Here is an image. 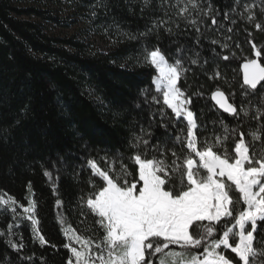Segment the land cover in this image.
<instances>
[{
  "label": "snow or ice",
  "instance_id": "6c2138e0",
  "mask_svg": "<svg viewBox=\"0 0 264 264\" xmlns=\"http://www.w3.org/2000/svg\"><path fill=\"white\" fill-rule=\"evenodd\" d=\"M152 2L142 0L141 11L150 8ZM258 6L264 14V0H245L243 4L235 0L230 10L224 11V22H220V12L213 8L211 0H159L163 16L152 19L144 31L125 32L113 21L118 36L140 41L135 62L156 70L152 80L155 94L142 90L143 104L152 109L161 104L162 98V105L172 115L161 106L149 112L147 124H139L138 131L133 122L127 142L130 155L117 151L110 156L105 150L100 156L103 166L95 157L76 166L58 157L52 162V170L44 169L43 175L57 195V222L67 241L63 246L71 254L67 264H264V149L257 151L255 147V142L264 143V93L258 100L255 97L258 86L264 89L261 50L249 32L256 58L246 59L241 65L238 104L235 92L226 94L217 86L210 93L213 109L233 118L235 123L229 126L222 117L201 120L191 106L193 97H203L205 93L197 89L189 94L180 85L181 80L187 81L192 66L203 70L209 59H202L196 47L173 41L178 46L170 60L159 43L149 46L148 42L153 35L159 41L161 29L169 36L177 35L183 21L197 34L194 44L199 47L207 31L205 20L210 18L218 37L208 42L218 45L221 51L211 49L213 68L204 74L210 81L226 79L216 60L229 61L236 53L231 51L232 36L225 35L232 33L233 27H225V22L235 25L236 15L249 24L255 21L256 30L264 31L254 10ZM96 7L107 5L96 0L90 12L93 19ZM225 50L229 54H223ZM249 120L256 121V126L245 132L242 126ZM157 127L163 129L161 135H156ZM246 136L250 139L246 140ZM126 160L135 167L130 168ZM70 167L74 168L70 175L77 184L81 183L84 168L90 171L89 190H81L73 208L93 218L95 230L101 232L98 239L64 227V201L59 198L58 187L60 172ZM97 179L101 183L97 184ZM27 187L34 196L31 182ZM26 200L27 204H21L11 195H0V211L11 214L7 231L0 230V237L15 252L24 248L18 229L25 220L31 224L33 240L41 246L48 244L39 228L37 201L28 197Z\"/></svg>",
  "mask_w": 264,
  "mask_h": 264
},
{
  "label": "trees",
  "instance_id": "16d2710c",
  "mask_svg": "<svg viewBox=\"0 0 264 264\" xmlns=\"http://www.w3.org/2000/svg\"><path fill=\"white\" fill-rule=\"evenodd\" d=\"M234 2L211 0L213 8L220 12L218 21L224 22L223 13L230 10ZM244 2L241 0V4ZM95 3L96 0H0V194L11 195L21 204H27L26 197L36 200L39 228L48 241L43 246L38 240L34 241L31 224L25 220L18 229L24 243L20 252L7 247L0 237L3 264H67L71 254L63 246L67 241L57 222L60 211L56 207L57 195L43 175L44 169L52 170V162L58 157H64L73 166L86 164L87 158L95 157L103 166L100 156L105 150L110 156L117 151L130 155L127 142L133 122L138 131L139 124H147L149 112L163 106L162 98L161 104L153 105L152 109L142 102V90L148 89L155 94L152 80L156 70L135 62L140 41L126 39L122 34L118 36L112 27L115 21L125 32L144 31L152 19L163 16L159 0H153L151 7L143 12L142 0H102L107 7H96L97 16L93 19L90 12ZM254 10L257 21L264 24L259 6ZM233 18L237 20L235 25L225 22V27H233V32L225 35L232 36L231 51L236 55L229 61L216 60L226 79L210 81L204 74L213 68L211 49L215 47L217 52L221 51L218 45L208 42L218 37L210 18L205 20L207 31L199 47L194 44L197 34L183 21L176 30L177 35L169 36L161 29L159 41L154 35L148 38L149 46L159 43L170 60L178 46L173 41L189 48L196 47L202 59H209L203 70L192 66L187 81L181 80L180 85L189 94L197 89L205 93L203 97H193L191 106L201 120L222 117L229 126L235 123L233 118L213 109L210 93L219 86L226 94L235 92L239 103L240 65L246 59L256 58L249 43V32L261 50L260 62L264 63V31L256 30L255 21L249 24L236 15ZM57 26H74L76 30L60 36L52 33ZM95 39L103 41L106 48L99 49ZM262 93L264 89L258 86L257 100ZM138 103L140 108L136 107ZM163 107L172 115L170 109ZM255 126L256 121L249 120L242 130L247 132L249 127ZM154 131L156 135L163 133L158 127ZM245 139L250 138L246 136ZM255 147L260 151L264 143L255 142ZM125 163L130 168L135 167L127 160ZM73 170L70 167L60 172L58 194L64 201V227L98 239L101 232L95 230L93 218L73 208L81 190H89L90 171L85 167L80 174L81 183L77 184L70 175ZM53 174L55 176V172ZM29 182L34 196L28 190ZM9 222L11 214L0 211V230L7 231ZM15 239L18 241L19 236ZM21 256L33 259L22 260Z\"/></svg>",
  "mask_w": 264,
  "mask_h": 264
},
{
  "label": "rangeland",
  "instance_id": "374dc122",
  "mask_svg": "<svg viewBox=\"0 0 264 264\" xmlns=\"http://www.w3.org/2000/svg\"><path fill=\"white\" fill-rule=\"evenodd\" d=\"M75 30H76V27H74V26H70V27H59V26H57V27H54L52 29V33H55L56 35L59 34L60 36H63V35H70V34L74 33ZM95 44L101 50L106 48V44L99 39H95ZM0 195H2V194H0ZM5 198H7V197L5 196ZM175 250H177V249H175Z\"/></svg>",
  "mask_w": 264,
  "mask_h": 264
},
{
  "label": "water",
  "instance_id": "95a60500",
  "mask_svg": "<svg viewBox=\"0 0 264 264\" xmlns=\"http://www.w3.org/2000/svg\"><path fill=\"white\" fill-rule=\"evenodd\" d=\"M245 62V61H244ZM242 62L241 65L244 63ZM241 65H240V75H241V82H242V79H243V74H242V70H241ZM263 83V82H262ZM214 103V102H213Z\"/></svg>",
  "mask_w": 264,
  "mask_h": 264
}]
</instances>
